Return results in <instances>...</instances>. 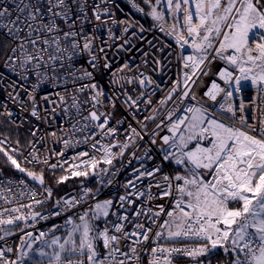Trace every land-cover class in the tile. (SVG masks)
I'll return each mask as SVG.
<instances>
[{"label":"snow or ice","instance_id":"1","mask_svg":"<svg viewBox=\"0 0 264 264\" xmlns=\"http://www.w3.org/2000/svg\"><path fill=\"white\" fill-rule=\"evenodd\" d=\"M128 2L180 50L179 72L165 89L128 63L112 70L109 51L134 47L129 35L149 45L141 65L152 72L162 73L172 56L157 55L171 45L157 47L138 35L143 25L118 19L115 0H0V94L44 122L56 111L44 105L58 101L67 118L78 117L73 135L87 133L76 143L92 140V149L102 152L100 159L79 153L74 159L80 163L56 183L87 178L91 170L101 176V187L110 186L114 180L103 177L118 175L114 161L127 154L129 165L137 162L122 194L100 200V188L82 187L42 215L35 209L52 200L53 189L43 168L23 165H63L40 155L38 127L26 143L4 131L21 125L0 103V156L35 182L29 187L25 179H0V201L11 205L16 198L17 204L0 205V264H264V0H142L147 12L136 0ZM101 68L111 72V85H119L111 96L96 81ZM210 75L216 79L200 94ZM130 85L137 86L135 96ZM248 85L255 96L245 99ZM44 86L60 90L55 100L40 96ZM158 91L165 94L154 100ZM118 103L131 120L114 126ZM61 139L65 148L72 144ZM14 185L22 190L14 192ZM24 197L30 203H21ZM50 216H64L63 223L36 234L29 221ZM17 229L19 243L9 245Z\"/></svg>","mask_w":264,"mask_h":264},{"label":"built area","instance_id":"2","mask_svg":"<svg viewBox=\"0 0 264 264\" xmlns=\"http://www.w3.org/2000/svg\"><path fill=\"white\" fill-rule=\"evenodd\" d=\"M137 3H140L142 7L145 8V12L148 11L145 5H143L142 0H136ZM114 12L116 13V16L118 19H129L135 22H138L140 25H143L145 28L144 33L138 34L139 36H143L144 41L152 40L153 43L157 45V47H164L165 45H171V47H166L165 52L163 54L157 53L158 56H167L168 52L172 53V56L165 61V69L162 73L152 72L151 68H144L141 65V61L143 59V52L144 51H151L149 49V45L146 42H142L138 38H132L129 35V39L133 41L134 47H130V50L124 51L121 50L119 52L115 50L109 51V60L112 64V70H116L119 67H121L124 63H128L130 67L133 69V72L136 71H144L146 74H150L153 76V78L157 81L158 84H160L161 89H165L168 87V85L172 82L173 79L176 78L178 72H179V63L177 60V56L180 52V50L177 48L175 41L165 36L164 34L160 33L155 27L154 22L150 17L147 15L141 14L140 12L136 11V9L132 8L129 4L128 0H115L114 5ZM135 30V29H134ZM117 34H120V29H116ZM191 49H188L184 54H190ZM80 63H83V61H80ZM141 65V67L138 69L137 66ZM223 66L222 64L214 65L213 70H217L219 67ZM111 79V72L100 69L96 73V81L100 84V86L104 89L105 93L109 96L113 94L114 91L119 90V85H111L109 83ZM216 79L215 76H208L203 78L201 82V87L199 89V93L202 94L203 91L207 89V87L210 86L211 80ZM136 85H130L128 86V90L132 92V94L135 96L137 92H133L132 90L136 88ZM55 91H60L59 89H53L48 86H44L40 90V96L46 95V94H53L52 99L55 100ZM165 92L158 91L154 95V100L159 99L161 96H163ZM245 99L249 96H255V91L251 89L250 85L246 86L244 89L243 94ZM0 103H6L9 107V109L13 112V119L16 120L18 124L21 125L19 129H16L15 127L8 126L4 129L6 132H10L13 139L16 137H19V139L22 141V143H26L29 140H32L33 138L30 136V131L33 128L38 127L40 129V137H43L44 139L41 141L39 138L36 140V148L38 149L39 153L43 157L49 158L50 163H61L63 165L62 168H57L55 170H49L44 165H33V164H27L25 163L23 166L29 167V168H43L47 172H64L65 174H68L70 171L74 170L73 165L80 163L79 159H74V157H77L79 153L87 151L92 156H94L97 159H100L102 156V152L95 151L92 149L91 145L93 143L92 140H89L87 143H76L77 140L83 141L84 135L87 133H76L73 135L71 130V125L75 123L76 117L73 114V117L71 119L67 118L63 111L62 106H59V102L56 101L55 104H48L44 105L46 108H56L55 112H51L48 115L47 122H44L42 120H37L33 117H31L28 112H21L19 107L17 105H14L7 99V96L5 94H0ZM69 103L71 101L69 100ZM143 107V106H142ZM86 114V112H85ZM117 120H124V121H130L131 120V113L126 111L119 103L115 110H113V119L112 123L115 126ZM120 126L121 130L119 132V138L122 140L124 138V131L123 129L127 127V123ZM154 124H149V128H153ZM55 132L56 137H52L51 133ZM65 133L67 135L65 136ZM26 134L27 139L24 141L22 135ZM61 137L64 139H71L72 144L65 148ZM96 139H101L99 136H96ZM103 143H108L107 139H104L102 141ZM115 141H113L114 143ZM99 148L100 146L97 145ZM63 152L64 155L60 156L58 153ZM156 155L155 151L153 153ZM128 155L126 154L123 162H120L119 165L115 166L116 169H120L118 175L116 177H109L106 176L104 178V181H106L109 178H112L114 180V183L112 185H107L106 183L102 187V190L100 192L99 199H108V198H114L118 196L119 194L123 193L122 184L124 181H126L129 176L131 175V168L134 166H137V162H133L132 165H129L127 163ZM23 160V157L20 158ZM83 159H87V157H84ZM157 159L159 157L157 156ZM123 163V167L121 166ZM165 171H167V168H165ZM0 179L8 180H19V179H25L22 176H8L5 175L3 172H0ZM28 183L29 187H35V184L25 179ZM47 185V184H46ZM48 186V185H47ZM49 187V186H48ZM82 187L91 188L94 190V188L91 185H83ZM82 187L78 190H70L66 193H64L61 197L69 198L70 196H78L81 193ZM22 190V186L14 185L13 191L16 193H19V191ZM37 191H41L39 187H37ZM60 197V198H61ZM21 203L28 204L30 203V199L28 197H24L21 201ZM52 203V200L48 201L44 206L38 207L35 210L39 211L42 215H50L52 212L58 210L54 206L50 207V204ZM0 205L3 207H14L17 206L16 204V198L13 200V204L7 205L3 204L2 201H0ZM22 212H28V209H22ZM70 214V213H69ZM64 220V216L60 217H54L50 216L48 220H38V222L29 221V223L35 224V232L38 234L40 230L47 231L49 228H51L53 225H59L62 224ZM28 231H34V229L29 228ZM63 233V229L56 232V235H61ZM19 242V232L17 235L11 236L7 238V243L9 245L15 246ZM0 244H3V242H0ZM220 258V257H218ZM178 264H184V262H178Z\"/></svg>","mask_w":264,"mask_h":264},{"label":"trees","instance_id":"3","mask_svg":"<svg viewBox=\"0 0 264 264\" xmlns=\"http://www.w3.org/2000/svg\"><path fill=\"white\" fill-rule=\"evenodd\" d=\"M147 8V7H146ZM148 9V8H147ZM24 141L27 139V135L23 134L22 135ZM121 161H114V167L119 165ZM109 167L108 165H100V168H107ZM0 168H3V173L8 176H19V172L16 171L15 169H12L4 164L3 157L0 156ZM29 168V167H26ZM31 170L39 172L41 168H29ZM90 175L85 178V177H71L68 181L62 184H57L55 178L62 176V175H67L64 172H47L44 169V174H45V179H46V184L53 189L54 196L52 198V203L50 204V207L54 206V202L56 199L60 198L64 193L68 192L69 190H78L80 189L83 185H91L94 190L97 188L101 187V183H98V181L101 180L100 175H93L91 174V170H89ZM106 176L103 177V180ZM101 192V191H100ZM18 230V229H17ZM62 235V234H61ZM218 257H222V254H218Z\"/></svg>","mask_w":264,"mask_h":264},{"label":"water","instance_id":"4","mask_svg":"<svg viewBox=\"0 0 264 264\" xmlns=\"http://www.w3.org/2000/svg\"><path fill=\"white\" fill-rule=\"evenodd\" d=\"M19 175H20V176H22L23 178L27 179L26 177H24V175H23V174L19 173ZM30 182H32V181H30ZM32 183H34V184H35V182H32Z\"/></svg>","mask_w":264,"mask_h":264},{"label":"rangeland","instance_id":"5","mask_svg":"<svg viewBox=\"0 0 264 264\" xmlns=\"http://www.w3.org/2000/svg\"><path fill=\"white\" fill-rule=\"evenodd\" d=\"M17 231V233L19 232L18 230H16ZM19 243V242H18ZM221 258V257H220Z\"/></svg>","mask_w":264,"mask_h":264},{"label":"bare ground","instance_id":"6","mask_svg":"<svg viewBox=\"0 0 264 264\" xmlns=\"http://www.w3.org/2000/svg\"><path fill=\"white\" fill-rule=\"evenodd\" d=\"M70 191V190H69Z\"/></svg>","mask_w":264,"mask_h":264}]
</instances>
